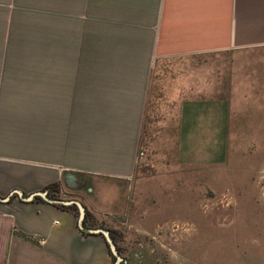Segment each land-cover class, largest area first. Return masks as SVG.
I'll list each match as a JSON object with an SVG mask.
<instances>
[{
    "label": "crops",
    "instance_id": "crops-1",
    "mask_svg": "<svg viewBox=\"0 0 264 264\" xmlns=\"http://www.w3.org/2000/svg\"><path fill=\"white\" fill-rule=\"evenodd\" d=\"M32 1L39 2L37 45ZM260 51L264 0H0V197L59 184L57 198L78 199L88 224L115 236L108 223L121 228L126 205L111 195L118 187L126 193L136 177L160 83L179 106L178 163L228 161L226 96H207L200 68L164 75L160 66ZM112 263L104 237L82 232L74 213L37 198L0 201V264Z\"/></svg>",
    "mask_w": 264,
    "mask_h": 264
},
{
    "label": "rangeland",
    "instance_id": "rangeland-1",
    "mask_svg": "<svg viewBox=\"0 0 264 264\" xmlns=\"http://www.w3.org/2000/svg\"><path fill=\"white\" fill-rule=\"evenodd\" d=\"M31 7V42L37 45L39 2ZM201 58L205 62L199 66L163 63L160 73L200 68L207 74V96L221 91L226 96L231 104L228 161L219 167L178 163L179 106L164 89L166 81L160 83L136 177L126 193L118 187L111 195L126 205L116 220L125 224L108 223L122 264H264V51Z\"/></svg>",
    "mask_w": 264,
    "mask_h": 264
},
{
    "label": "water",
    "instance_id": "water-1",
    "mask_svg": "<svg viewBox=\"0 0 264 264\" xmlns=\"http://www.w3.org/2000/svg\"><path fill=\"white\" fill-rule=\"evenodd\" d=\"M13 195L18 196L20 200L23 202H32L36 198H41L43 201H46L47 203H50V204L64 205V206H76L79 212L78 224H79L80 230H82V232L87 233V234H95V235L103 236L112 256L115 258V261L112 264L125 263L124 257L118 251L117 245L114 242L112 235L108 229L103 228V227L89 228L85 226V219H86V214H87L86 207L78 199H68L65 196L62 198H53L49 195V192L46 190L37 191L35 193H32L31 195L25 196L21 191L16 190L7 197H4V198L0 197V201L8 202L11 196Z\"/></svg>",
    "mask_w": 264,
    "mask_h": 264
},
{
    "label": "trees",
    "instance_id": "trees-1",
    "mask_svg": "<svg viewBox=\"0 0 264 264\" xmlns=\"http://www.w3.org/2000/svg\"><path fill=\"white\" fill-rule=\"evenodd\" d=\"M146 121H147V120H146ZM146 126H147V125H146V122H145V124H144V131H143V134H142V138H143V135H144V133H145V131H146ZM140 146H141V145H140ZM46 191L49 192V195H50L51 197H53V198H57V197H58L57 193L60 191V185H59V184L51 185V186L47 187ZM37 201L42 202V199H41V198H37ZM58 208L63 209V210L70 211V212L74 213L77 217L79 216V212H78V209H77L76 206H64V205H58ZM86 212H87V214H86V219H85V225H86V226H91V227H94V228H97V227H103L102 225H98V224H90V225H89L88 222H89V220H90V214H89V212L87 211V209H86ZM110 233H111V235H112V238H113L114 242H115L116 245H117V241H116V238H115V236H114V233H113L112 231H110ZM117 248H118V251L121 253V250H120V248H119L118 245H117ZM110 254H111V252H110ZM111 256H112V254H111ZM112 259H113V262H114L115 258H114L113 256H112Z\"/></svg>",
    "mask_w": 264,
    "mask_h": 264
},
{
    "label": "flooded vegetation",
    "instance_id": "flooded-vegetation-1",
    "mask_svg": "<svg viewBox=\"0 0 264 264\" xmlns=\"http://www.w3.org/2000/svg\"><path fill=\"white\" fill-rule=\"evenodd\" d=\"M115 261V260H114ZM114 263V262H113Z\"/></svg>",
    "mask_w": 264,
    "mask_h": 264
}]
</instances>
